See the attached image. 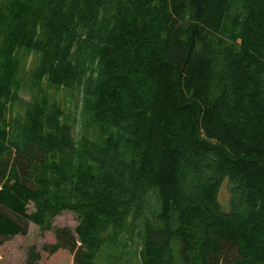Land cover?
<instances>
[{
    "label": "trees",
    "instance_id": "1",
    "mask_svg": "<svg viewBox=\"0 0 264 264\" xmlns=\"http://www.w3.org/2000/svg\"><path fill=\"white\" fill-rule=\"evenodd\" d=\"M62 212L73 264H264V0H0V244Z\"/></svg>",
    "mask_w": 264,
    "mask_h": 264
},
{
    "label": "rangeland",
    "instance_id": "2",
    "mask_svg": "<svg viewBox=\"0 0 264 264\" xmlns=\"http://www.w3.org/2000/svg\"><path fill=\"white\" fill-rule=\"evenodd\" d=\"M219 203L223 211H228L229 194L226 184L221 188ZM28 209L29 212L33 210L31 206ZM77 225L78 219L71 212H62L55 217L50 231L42 230L28 223L26 236H16L0 244V264H23L27 261L31 252L39 256L37 264H73V255L67 250H58L54 254H49L46 248L55 244V229H68L74 234Z\"/></svg>",
    "mask_w": 264,
    "mask_h": 264
}]
</instances>
